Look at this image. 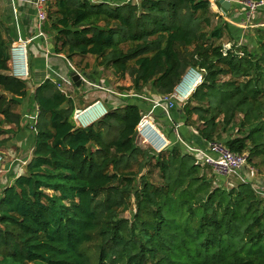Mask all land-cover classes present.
Listing matches in <instances>:
<instances>
[{"label":"trees","instance_id":"trees-1","mask_svg":"<svg viewBox=\"0 0 264 264\" xmlns=\"http://www.w3.org/2000/svg\"><path fill=\"white\" fill-rule=\"evenodd\" d=\"M43 30L54 53L73 63L92 55L130 74L137 91L172 93L198 68L203 80L181 107L184 125L250 163L264 155V27L250 46L210 0H47ZM15 41L0 18V121L10 125L0 134L17 136L16 106L31 93L11 72ZM32 96V154L0 193V264H264V197L247 180L215 186L209 166L179 143L161 152L140 146L144 100L110 106L83 128L59 80L45 78Z\"/></svg>","mask_w":264,"mask_h":264},{"label":"rangeland","instance_id":"rangeland-1","mask_svg":"<svg viewBox=\"0 0 264 264\" xmlns=\"http://www.w3.org/2000/svg\"><path fill=\"white\" fill-rule=\"evenodd\" d=\"M141 0H136L134 2H140ZM212 9L214 12L220 14L223 19L229 22L232 26L235 27V35L242 43H248L252 46V39L256 36L257 28L264 27V8H259L256 12L252 13L251 16L248 15V9L246 2L249 0H232L233 6L229 10L221 9V6H215L214 0H210ZM221 17L215 16L213 20V25L218 21ZM237 28V29H236ZM227 36L224 37L223 42L225 44L229 43L227 41ZM218 43V41H216ZM53 44V40L50 43ZM54 45V44H53ZM32 47L33 44H28V57L32 60ZM46 50L44 52V55ZM66 57V56H63ZM59 57L55 54H51V51L48 55V59L51 61L54 60L58 63L60 67L59 74H56V67L55 65L51 67L50 64H47L50 67V73L54 79L59 80L60 83L63 85L61 86L65 92L71 96L74 102L75 108H84L88 104L96 101L101 100L107 109L110 106H121L130 98H140L148 103L150 107L148 111H153L150 115L153 118V121L158 125V127H162L164 131H172L174 122L169 119V117L164 114L160 113V109H152V103L148 99H144L143 97L139 96H146L148 98L157 97L161 94H156L152 90L150 85L144 87L142 91H137L136 88L133 86V80L130 74L125 76L118 75L114 68L111 66H102L98 65V60L95 59L94 56L88 55L85 58L75 57L74 63L72 62V66H70L69 62L66 61L65 58ZM65 59V60H64ZM68 60V59H67ZM30 62V61H29ZM76 63V65H75ZM30 66V76L28 79L29 84V93L30 96L23 98L21 102L16 106V110L21 112L23 115L22 119V131L17 135L14 136V130L10 133H1L0 134V155L2 156V161L0 163V193L4 186L13 182L15 176L17 174L22 173L26 166V164H22L21 160L26 157V155L31 156L32 154V145L34 141V130L33 125L36 122L38 108L33 101V90L39 81V77L34 75V72ZM54 67L56 69H54ZM76 70L78 73L80 72L86 82H82L80 85H77L70 76V71ZM229 75L223 76L224 80L229 79ZM138 94V95H132ZM150 104V105H149ZM182 103L178 102L176 106L171 110V115L175 109L181 107ZM180 109V108H179ZM147 112V111H146ZM239 119L242 118V115L239 114L237 117ZM2 116L0 115V120ZM0 127L5 130L10 127L9 124L2 123L0 121ZM225 136L229 134H224ZM10 136L9 141L1 142L2 139L8 138ZM168 137V135L166 134ZM169 138V137H168ZM137 143L142 146L143 148H149L150 146L146 144V142L141 139L137 135L136 139ZM182 149L185 151L184 147L181 145ZM196 156V155H195ZM264 156V155H263ZM258 156L255 157V163H247L241 168L239 171V175L232 174L230 176H223L216 173L213 166L208 164L209 167L204 168V172L208 174V177L212 179L213 184L217 185H225L227 187H231L237 184L239 181H249L252 185L259 191L264 192V157ZM134 162L132 169L136 171L139 170V160ZM199 162L203 163L201 155L197 156ZM201 159V160H200ZM205 164V163H204ZM254 167V168H253ZM146 169H142L141 173L146 172ZM158 176L159 172L158 169L155 170L154 176ZM243 178H241V176ZM132 209H134V205H132ZM124 215L126 217H130V211H125ZM93 247L90 245L89 248Z\"/></svg>","mask_w":264,"mask_h":264},{"label":"built area","instance_id":"built-area-1","mask_svg":"<svg viewBox=\"0 0 264 264\" xmlns=\"http://www.w3.org/2000/svg\"><path fill=\"white\" fill-rule=\"evenodd\" d=\"M214 4L216 7H218L219 0H214ZM34 5L37 17L36 36L46 40V34L43 30V22L47 17V0H36ZM246 5L248 9V15L251 16V14L256 12L257 9L264 7V0H249L248 2H246ZM221 9L224 10L222 6ZM31 40H33V38L29 39V41ZM27 45L28 41L20 38L18 41L13 43L11 47V58L9 61L12 74L16 77L25 79L29 78L30 76ZM22 47L24 48L23 53L20 51ZM229 47H231V43H228L226 45V48ZM49 53L50 51L46 50V56H48ZM69 64L71 67H73L71 61H69ZM190 70L198 75V82L191 89L188 88L190 86V83L188 81V74ZM81 76L84 82H86L87 80H85L84 76L82 74ZM202 80V71L198 68L190 67L187 69L181 81L175 87L172 93L161 94L157 97L152 98H148L142 95L139 96L143 97L144 99H148L152 103V109L160 108L162 112H164V114H166L169 119L172 120V117L170 115L171 110L176 106L178 102L182 103L181 105L183 106L189 100L191 94L195 91L196 87L202 82ZM62 85L63 84L60 83V87ZM152 112L153 111L150 110L143 113L142 118L137 125V135L141 139H143L146 144H148L150 148H152L154 152H161L171 146L172 142L153 121V118L150 116ZM107 113L108 109L106 108L104 103L101 100H96L88 104L84 108H75L73 113V120L75 121L78 127L86 128L98 119L102 118ZM172 131L174 132V135L177 138V143L181 144L184 147L185 151L196 155V157L198 155H201L203 163H206L207 165L210 164L211 166H213L216 173H218L219 175H239V171L247 163V154L233 152L226 146H224L222 143L208 142L206 147H199L195 144H192L191 142H187L180 135L178 123H174ZM1 161L2 156L0 155V163ZM27 161V158H23L21 160L22 164H26ZM240 176L241 178H243L242 175ZM259 193L264 197V192L259 191Z\"/></svg>","mask_w":264,"mask_h":264},{"label":"crops","instance_id":"crops-1","mask_svg":"<svg viewBox=\"0 0 264 264\" xmlns=\"http://www.w3.org/2000/svg\"><path fill=\"white\" fill-rule=\"evenodd\" d=\"M90 1L92 2L107 1L110 3H115V2H127V1L134 2L136 0H90ZM35 2L36 0H0V18L5 20L7 23H9L12 26L16 41H18L20 38L28 41V44H33L31 50L33 55L32 70L34 72V75L36 77L37 76L39 77V81H38L39 83L43 81L45 78L48 77L53 78L50 73L52 70L51 71L49 70L50 67H48L47 64H50L51 67L55 65L57 69L55 67L54 69H56L57 74H59L58 71H60V67L58 63L55 62L54 60L51 63V61L48 59V56H46V53L44 55L45 50H49L51 51V54H55L59 57H63L65 55L61 53L60 54L54 53V45L50 44L52 42V36L50 34H47L45 32L46 40L36 36L37 17H36L35 5H34ZM31 38H33V40L29 41V39ZM63 58L66 59V57ZM66 61L68 60L66 59ZM181 107L175 109L172 115L170 114L173 122L179 124L180 135L187 142H191L192 144H195L196 146L199 147H206L208 142L198 134V131L194 127L187 126L186 124L184 125L183 112L181 110ZM160 113H164V112H162V110L160 109ZM159 128L165 135L166 134L168 135L170 141L172 142L171 145L177 144L178 141L173 131H170L169 133V131H164L162 127L159 126ZM181 129L183 130V132H185L186 137L182 134Z\"/></svg>","mask_w":264,"mask_h":264},{"label":"water","instance_id":"water-1","mask_svg":"<svg viewBox=\"0 0 264 264\" xmlns=\"http://www.w3.org/2000/svg\"><path fill=\"white\" fill-rule=\"evenodd\" d=\"M219 3L225 10H229L232 6V2L230 0H219ZM70 76L77 85H80L82 82H84L81 74L78 73L76 70L70 71Z\"/></svg>","mask_w":264,"mask_h":264},{"label":"bare ground","instance_id":"bare-ground-1","mask_svg":"<svg viewBox=\"0 0 264 264\" xmlns=\"http://www.w3.org/2000/svg\"><path fill=\"white\" fill-rule=\"evenodd\" d=\"M20 51L23 53L24 52V48L22 47L20 49ZM188 81L190 83V86L188 88L191 89L198 82V75L195 72L190 70V72L188 74Z\"/></svg>","mask_w":264,"mask_h":264}]
</instances>
